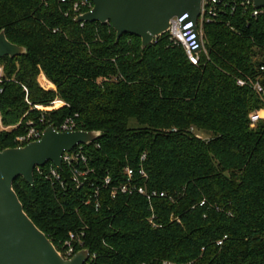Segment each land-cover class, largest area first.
Wrapping results in <instances>:
<instances>
[{"label":"trees","instance_id":"obj_1","mask_svg":"<svg viewBox=\"0 0 264 264\" xmlns=\"http://www.w3.org/2000/svg\"><path fill=\"white\" fill-rule=\"evenodd\" d=\"M72 3L0 0V32L26 48L0 58V115L11 127L0 124V149L17 147L31 121L45 129L71 118L101 132L83 145L86 162L62 165L63 184L48 177L52 162L35 169L34 185L15 180L26 213L59 251L74 233L88 264H264V118L250 120L264 115V96L238 84L261 75L264 10L220 3L194 65L167 34L146 48L131 34L117 41L110 23L77 22ZM127 167L166 195L113 196ZM74 168L89 170L81 186Z\"/></svg>","mask_w":264,"mask_h":264},{"label":"water","instance_id":"obj_2","mask_svg":"<svg viewBox=\"0 0 264 264\" xmlns=\"http://www.w3.org/2000/svg\"><path fill=\"white\" fill-rule=\"evenodd\" d=\"M202 1L93 0V9L78 16L76 21L110 23L117 32V41L124 34H131L141 38L146 48L156 37L166 33L175 16L188 13L187 20L196 24ZM254 4L256 8H264V0H254ZM25 53V47L9 41L5 30L0 32V58H14ZM100 134V131H58L50 124L40 140L0 149V264H85L89 260L88 249L79 250L69 259L61 255L26 213L14 182L22 176L34 185V171L38 166L52 162L62 169L64 152L79 144L90 145Z\"/></svg>","mask_w":264,"mask_h":264},{"label":"built area","instance_id":"obj_3","mask_svg":"<svg viewBox=\"0 0 264 264\" xmlns=\"http://www.w3.org/2000/svg\"><path fill=\"white\" fill-rule=\"evenodd\" d=\"M61 1H65V0H61ZM223 1L224 0H222L220 3H222ZM234 1L236 0H229V3L230 2L232 3ZM220 3H218L216 0H208V1L203 0L201 6V13L198 17L196 24L192 20H187L189 17L188 13H186L181 17L175 16L174 18L171 19L169 29L166 31V33H164L167 34L168 38L174 44L180 45L184 48L189 61L194 65H199L201 63L202 54L207 55V49H206V43H205L204 31H203L204 21H210L211 19H214L215 17L219 16L220 9L218 8V5ZM241 4L242 6L245 7V9L252 7L253 8L252 13L254 16H258L264 10V8H256L254 4V0H241ZM93 7H94L93 0H73L72 11L75 14V19L78 16L91 11ZM81 23H84V21ZM260 72L261 75L255 78L252 77L239 78L238 84L240 86H248L252 88L257 94L263 97L264 86L261 82V77L264 75V62L260 65ZM40 77H42L43 79L42 83H40L41 86L47 89L48 88L47 83L49 81L46 79L45 74L41 72ZM4 78H5V67L3 64H0V95L4 92V87L1 85ZM58 103H62V102L60 100L54 101V104H58ZM36 108H41V106L37 105ZM263 118L264 115H262V112L260 111L251 112L250 113L251 126L255 127L256 124ZM74 127H75V123L73 119L69 118L63 124H61L60 127H56V129L58 131H73L76 130ZM2 128L8 130V128H5L3 126ZM10 128L11 127H9V129ZM44 130L45 129H43L40 126H37L36 123H34L33 121L29 122L26 131L23 134L16 137L17 147L25 146L33 141L40 140L44 134ZM83 145L84 144H79L76 147H74L71 151L64 152V154L62 155V165L64 163L68 165H72L74 161H78V160H82L83 162H86L87 157L83 152L84 151ZM144 157L145 155L142 157V159H144ZM39 167L41 166H38L37 168ZM125 171L127 176V182L121 184L118 188H114L112 192L113 196H115L118 192L128 195H133L137 193L146 196L148 199H152V197H156L158 195H160L161 197L166 195L164 192L159 193L157 191H149L146 185L138 184L137 182H135V177L137 172L132 167H127ZM88 172L89 170H80L78 168H74L72 174L73 182L77 186L83 185L86 181ZM139 172L144 179L148 178V175L143 168L140 169ZM48 177L52 179L54 182L59 181L62 184L64 183L62 182V175L60 173V169L53 163L51 164L50 169L48 171ZM110 182H111L110 176L106 177L105 183L109 184ZM98 206L99 204H97V207ZM74 241L80 242V239L74 233L71 232L68 240L65 242V245L63 246V249L59 251L64 258L69 259L78 252L74 244ZM88 261L86 262L87 264Z\"/></svg>","mask_w":264,"mask_h":264},{"label":"rangeland","instance_id":"obj_4","mask_svg":"<svg viewBox=\"0 0 264 264\" xmlns=\"http://www.w3.org/2000/svg\"><path fill=\"white\" fill-rule=\"evenodd\" d=\"M41 74V73H40ZM40 74H39V76H38V82H39V84L40 83H42V81H43V79L40 77ZM46 79L48 80V78L46 77ZM49 81V80H48ZM51 82L49 81L48 83H47V85L48 86H50V87H52V88H55V85L53 84V86H51ZM41 85V84H40ZM47 89H50V88H47ZM58 104H61V103H58ZM0 124H1V127L3 126V124H2V121H1V115H0ZM4 127V126H3ZM5 128H8L9 129V126H7V127H5ZM201 133V132H200ZM202 134V133H201ZM203 135V134H202ZM205 136V135H204ZM63 248H61V250H62Z\"/></svg>","mask_w":264,"mask_h":264},{"label":"crops","instance_id":"obj_5","mask_svg":"<svg viewBox=\"0 0 264 264\" xmlns=\"http://www.w3.org/2000/svg\"><path fill=\"white\" fill-rule=\"evenodd\" d=\"M42 78V77H41ZM48 86V85H47ZM51 86H53V84H51ZM48 88H50V89H54V88H52V87H50V86H48Z\"/></svg>","mask_w":264,"mask_h":264}]
</instances>
